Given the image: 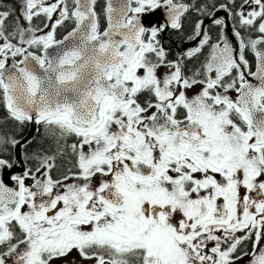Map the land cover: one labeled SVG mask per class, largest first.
<instances>
[{"label":"snow or ice","instance_id":"6c2138e0","mask_svg":"<svg viewBox=\"0 0 264 264\" xmlns=\"http://www.w3.org/2000/svg\"><path fill=\"white\" fill-rule=\"evenodd\" d=\"M0 106V264H264V0L0 3ZM30 125L52 146L29 153Z\"/></svg>","mask_w":264,"mask_h":264},{"label":"flooded vegetation","instance_id":"af4514ba","mask_svg":"<svg viewBox=\"0 0 264 264\" xmlns=\"http://www.w3.org/2000/svg\"><path fill=\"white\" fill-rule=\"evenodd\" d=\"M185 2L188 3H198V4H203L210 2V0H185ZM227 0H216L217 6L221 3H226ZM237 4L241 2V0H236ZM100 3H103V0H100ZM223 9H220L219 11H222ZM225 11V10H224ZM227 13V12H226ZM215 15L218 18H222L221 14L218 12L215 13ZM198 17V13L195 11L189 12L186 17L184 18V30L182 32H178L172 29H169L167 32L163 34L164 42L166 47L169 49V58H175L180 52L186 51L188 48H191L195 46L198 41H191L189 40V37L193 35L192 33V27L194 25V22L196 21ZM233 27L236 30H239L238 22L233 20L232 17L230 16ZM43 19V18H41ZM34 23H39L38 21H34ZM206 26L209 27L210 29V36L212 37L213 42H215L216 38L219 35L220 28L214 25H211L210 21H206ZM254 31V30H253ZM251 31L250 33L248 32H242V35L244 36L245 40H247L249 37L251 38H257L259 36V33L256 31ZM64 34V29L61 28L57 32V38H62V35ZM208 54V49L206 48L203 52L202 55L198 56L197 58H193L192 60L188 61L186 71L188 75H191L192 72L196 71L199 69L202 65V63L205 60V57ZM247 58L250 60V62L253 64V70H255V56L251 51H248L246 53ZM197 89H194L193 91H197ZM4 113L0 117L1 122H5V117L7 115L6 111L3 109ZM3 126V125H2ZM10 128H4L7 130L10 134H12L13 128L12 125H9ZM37 126L35 125H30L29 127L24 129V133L22 134H17V139L21 138V135L27 134L28 137L32 140L31 144H27L24 146V148L29 152H33V150L37 148H44L48 149L50 146H52L53 141L51 139H48L45 137V131L43 127H40L39 132L36 131ZM72 141L69 140L68 143H71ZM53 150H55L53 148ZM15 153L17 155V158L21 161L24 160V155H23V150L18 148L15 150ZM10 158V157H9ZM72 159L71 155H67L62 158H58L56 163H57V168L53 171L54 177H59L61 173L66 172L68 168H70L72 165L70 163V160ZM31 166V165H28ZM22 165L18 164L14 171H20ZM245 250H248L250 248V244L245 245ZM57 264H87V262H84L82 258L79 257V254L75 251H73L66 259H62L60 261H57ZM241 264H247V260H242Z\"/></svg>","mask_w":264,"mask_h":264},{"label":"water","instance_id":"95a60500","mask_svg":"<svg viewBox=\"0 0 264 264\" xmlns=\"http://www.w3.org/2000/svg\"><path fill=\"white\" fill-rule=\"evenodd\" d=\"M220 12H225V11L224 10L218 11V13H220ZM160 15H161L160 13H156L155 16L151 17V19L155 20V19L159 18ZM225 15L221 14L222 18L225 19V23H226L225 34L228 36L230 42L232 43L234 51H238L239 39L235 36L236 29L233 27L231 18L228 15V13L225 12Z\"/></svg>","mask_w":264,"mask_h":264},{"label":"trees","instance_id":"16d2710c","mask_svg":"<svg viewBox=\"0 0 264 264\" xmlns=\"http://www.w3.org/2000/svg\"><path fill=\"white\" fill-rule=\"evenodd\" d=\"M8 2H10V0H0V3H8ZM238 26H239V24H238ZM251 31H253V30H251ZM250 31V32H251ZM249 31H247V33H248ZM249 32V33H250ZM3 113H4V111H3V107L2 106H0V117L3 115ZM3 125V126H2ZM9 125H11V123H7V122H1L0 121V132H4V133H7V134H10L7 130H5L4 128H10L9 127ZM17 137V136H16Z\"/></svg>","mask_w":264,"mask_h":264},{"label":"rangeland","instance_id":"374dc122","mask_svg":"<svg viewBox=\"0 0 264 264\" xmlns=\"http://www.w3.org/2000/svg\"><path fill=\"white\" fill-rule=\"evenodd\" d=\"M226 12V11H225ZM225 12H220L219 14L225 15ZM226 16V15H225ZM39 22V21H38ZM255 31V30H254ZM253 31V32H254ZM250 32V31H249Z\"/></svg>","mask_w":264,"mask_h":264}]
</instances>
